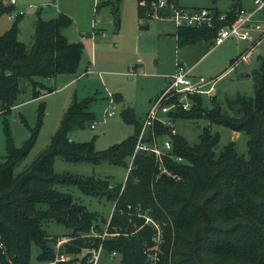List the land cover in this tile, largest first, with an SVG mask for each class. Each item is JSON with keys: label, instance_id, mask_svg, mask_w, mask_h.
<instances>
[{"label": "trees", "instance_id": "trees-1", "mask_svg": "<svg viewBox=\"0 0 264 264\" xmlns=\"http://www.w3.org/2000/svg\"><path fill=\"white\" fill-rule=\"evenodd\" d=\"M120 3L121 0H105L95 5V11L109 6L115 29L120 27ZM171 6L184 7L178 0H164L162 5L158 0H137L138 27L148 29L149 20L168 16ZM241 6L240 0H229L224 10L227 22ZM14 8V4L0 0V14H9ZM207 8L220 11L215 6ZM21 16L16 14L15 21L0 34V105L4 113L16 105L21 80L31 84L33 97L54 91L50 79L76 73L84 48L81 40L69 41L60 31L72 22L64 12L49 19L38 15L33 42L27 46L17 38V20ZM103 32L93 24L89 34L97 37ZM87 34L80 33L81 37ZM173 35L176 48L197 44L206 47V53L215 46L216 27L177 26ZM243 51L230 59L228 67ZM259 57L261 67L252 71L253 96L238 94L227 99L238 115H225L214 100L211 107L202 106L200 94L189 95V108L177 107L167 114L172 122L176 118L203 117L210 124L243 131L247 135V157L236 151L233 141L217 151L219 134L212 132L210 125L203 126L193 144L177 132L171 133L159 120L145 131L142 139L147 143L153 134L156 138L169 135L172 157L163 155L162 162L179 178L159 173L151 150H135L146 112L138 118L130 106L123 107L120 115L133 125V132L121 141L95 149L94 137L88 141L69 138L71 129L96 121L95 112L89 109L96 94L74 98L47 146L30 165L16 173L15 165L32 147L43 122L41 103L30 136L16 147L7 135L6 153L0 156V264L33 263L32 245L38 247L36 263L46 264L54 258L60 238L66 240L59 251L69 258L48 264H88L86 255L80 258V254L99 244L108 264H148L143 248L150 243L154 230L143 224L146 216L156 220L163 230L159 264H264V58ZM111 94L116 105L122 101L119 92ZM104 99L106 102L107 92ZM56 155L73 162L122 165L127 174L123 181L112 185L108 178L57 173L53 169ZM175 156H181V161L174 160ZM57 185H75L89 196H104L112 200L113 209L104 219ZM47 221L63 225L66 232H47L43 226ZM107 222V231L117 234L101 238ZM112 251L116 254L109 257Z\"/></svg>", "mask_w": 264, "mask_h": 264}, {"label": "rangeland", "instance_id": "rangeland-1", "mask_svg": "<svg viewBox=\"0 0 264 264\" xmlns=\"http://www.w3.org/2000/svg\"><path fill=\"white\" fill-rule=\"evenodd\" d=\"M95 1L105 0H17L14 11L22 15L17 20V38L20 41L27 46L31 45L34 39V22L38 15L42 19H49L63 11L72 18V22L62 27L60 31L65 33L69 41L81 40L84 48L75 75L68 73L58 75L57 78L49 81L50 84H54V91L37 97H33L31 84L27 80H21V91L17 96L16 105L12 106L9 112H0V156H4L7 135L14 146L22 145L30 136L31 129L37 124L39 106L41 103L44 104L43 122L32 147L15 165L16 173L30 165L47 146L50 136L57 130L63 113L74 98L81 99L96 94V98L89 104V109L96 114V122L93 128L88 123L82 128L71 129L68 132L69 138L88 141L94 137V148L104 149L133 132V125L121 118L120 111L123 107L130 106L137 117L143 116L144 111L150 106L149 99L155 97V94L164 88V75L174 71L175 62L178 60L184 62L186 66H191L206 51L203 45L194 44L176 48L174 36L161 32L169 26L170 28L174 26L171 17L156 19L150 22L148 30H139L137 0H121L119 29L114 28L107 6L95 11ZM228 2L229 0H178L180 5L187 7L217 5L219 8H225ZM251 3L252 0H241L244 7L251 6ZM14 21L8 13L0 14V34L4 33ZM94 23L96 27L104 29L98 38L89 34ZM79 33L88 34L80 38ZM248 44L247 41L226 39L211 47L209 52L193 65L194 75L202 76L204 80L213 83L214 89L211 94H200L202 106L209 108L214 100L222 113L236 116L238 112L235 106L230 107L227 99L235 98L238 94L253 96L255 74L252 71L261 67V60H257L252 55L254 48L248 61L228 67L229 58L243 45ZM136 62L138 65L134 66ZM91 65L94 70L83 73L84 68ZM130 71L135 73L129 74ZM249 71L253 74L246 76L245 72ZM107 91L120 92L122 101L117 102L115 113L103 121L101 113L106 106L103 96ZM157 116L159 119H166V114L160 111ZM208 125L212 132L219 134L217 151L233 141L236 151L245 157L248 156L247 135L243 131L236 132L221 124H210L203 117L173 120L175 131L189 144L196 143L201 129ZM53 169L57 173L108 178L112 185L123 181L127 174L126 167L122 165L105 161L98 164L87 161L73 162L57 155L53 160ZM57 188L71 193L76 200L85 204L90 210L96 211L104 219H107L113 209L112 200L104 196L84 194L75 185H57ZM43 226L52 234L66 232L63 225L54 221H47ZM37 252L38 247L32 245L33 263L31 264L36 263ZM116 261L115 259L113 262Z\"/></svg>", "mask_w": 264, "mask_h": 264}, {"label": "built area", "instance_id": "built-area-1", "mask_svg": "<svg viewBox=\"0 0 264 264\" xmlns=\"http://www.w3.org/2000/svg\"><path fill=\"white\" fill-rule=\"evenodd\" d=\"M8 1L16 5L17 0H3ZM159 5L164 3V0H158ZM16 14H21L20 12H15L14 10L10 12L9 17H14ZM172 18L176 26H194V27H216V35L214 39V44H220L224 40L229 38H234L237 40L247 41L249 44L245 50L240 54V56L235 60L232 66L248 61L251 55V50L254 45L264 36V0H252L251 7L241 6L235 12L233 19L227 22V14L223 11H218L217 13L207 7H173L171 6L170 14L168 15ZM134 67V66H133ZM94 70L91 65L88 67V72ZM135 71H130L129 74H134ZM207 87L206 89H203ZM213 83L204 80L202 76L194 75L191 72V67L186 66L184 62L177 61L175 70L167 75V84L165 88L150 100V106L146 111L143 118L140 132L138 134V140L135 150L138 149H149L151 150L157 161V166L159 173L165 172L168 175H172L175 178H179L175 174H172L163 165L162 159L163 155L172 157L170 151L172 149V142L169 135H164L157 137L153 134V139L150 143L145 142L142 137L149 126H152L154 120H159L164 126L170 128L171 133H176L173 126V122L167 117V114L176 110L177 107L187 109L190 107V94H211L213 91ZM171 97H175L173 101H169ZM115 100L111 92L107 91L106 106L104 107L101 116L102 120L115 113ZM166 114V119H159L158 112ZM1 112V110H0ZM94 121L90 126L93 128L95 126ZM176 161H181V156L173 157ZM139 216H142L138 213ZM109 222V220H108ZM108 222L104 228L101 238L106 235H114L117 232H108ZM143 224L151 225L153 228V234L150 237V243L143 248V253L146 256L148 264H159L160 254L162 252L161 244L163 243V230L160 224L153 220L152 218L146 216L144 217ZM66 240V238H60L56 242V253L53 260L48 261L52 263L55 261H64L69 258L68 254L59 251V246ZM87 257L88 264H108L103 255L102 244H99L97 248H89L83 253ZM116 253L111 252L109 257H113ZM46 263V264H48ZM39 264V263H35ZM45 264V263H42Z\"/></svg>", "mask_w": 264, "mask_h": 264}, {"label": "crops", "instance_id": "crops-1", "mask_svg": "<svg viewBox=\"0 0 264 264\" xmlns=\"http://www.w3.org/2000/svg\"><path fill=\"white\" fill-rule=\"evenodd\" d=\"M96 3H95V5L97 4V3H99V1H95ZM240 2H241V0H240ZM228 4H229V2H228ZM228 4H227V6H228ZM105 6H107V5H105ZM227 6L225 7V8H219L217 5H215V7L218 9V10H221V11H223V10H225L226 8H227ZM244 6V5H243ZM251 6H252V3H251ZM251 6H248V7H251ZM101 7H103V6H101ZM100 7V8H101ZM108 7V9H109V6H107ZM136 7H137V2H136ZM184 7H187V6H184ZM190 7H195V6H190ZM205 7H214V6H205ZM246 7V6H245ZM120 8H121V5H120ZM110 10V9H109ZM98 11V10H97ZM121 11V10H120ZM63 12V11H62ZM65 13V12H64ZM136 13H137V10H136ZM163 17H169V16H153L150 20H149V28H150V22H152V21H154V20H156V19H161V18H163ZM111 18V17H110ZM164 19V18H163ZM137 20H138V17H137ZM171 21L173 22V27L172 28H170V26H169V28L168 29H164V30H162L161 32L162 33H165V34H169V35H172V36H174L173 35V33L175 32V29H176V24L174 23V21L172 20V18H171ZM139 20H138V24H139ZM96 23H94V25H95ZM96 26V25H95ZM98 28V27H97ZM148 28V29H149ZM148 29H140L139 28V30H141V31H143V30H148ZM171 30V31H170ZM63 34H65V33H63ZM80 34V33H79ZM80 38H82L81 37V35H80ZM95 38H98V36L97 37H95ZM175 38V37H174ZM68 39V38H67ZM229 39H231V40H237V39H234V38H229ZM229 39H227V40H229ZM194 45H197V44H194ZM247 47V45H243L240 49H239V51L235 54V55H237L238 53H240V51L241 50H243L244 48H246ZM209 52V51H208ZM208 52H203L201 55H200V57H198L196 60H195V63L196 62H198L203 56H205ZM235 55H233V56H231L230 58H229V62H230V59L231 58H233ZM252 55H254L255 56V58L257 59V60H259L260 61V57L259 56H261V57H263L264 58V36H262L261 38H260V40L254 45V51H253V54ZM178 61V60H177ZM176 61V62H177ZM176 62H175V65H176ZM195 63L193 64V65H195ZM250 63V62H249ZM136 65H138V62H136V64L134 65V66H136ZM193 65H191V66H189V67H191V72L193 71ZM247 65H249V64H247ZM86 68H87V66L84 68V72L83 73H88L87 71H86ZM249 69H251V68H249ZM246 70V69H245ZM172 73V72H171ZM170 73V74H171ZM76 73H72V74H68V75H75ZM60 75V74H59ZM167 75H169V73L168 74H165L164 75V79H165V85H166V83H167ZM245 75L246 76H250L251 75V71H249V72H245ZM58 77V75L57 76H55L54 78H57ZM50 80H52V79H50ZM165 87V86H164ZM162 90V89H161ZM160 90V91H161ZM159 91V92H160ZM158 92V93H159ZM120 93V92H119ZM158 93H156L155 94V96L158 94ZM121 94V93H120ZM104 95H106V93L104 94ZM122 95V94H121ZM103 98H104V96H103ZM150 100H151V98L149 99V103H150ZM149 107V106H148ZM148 107H147V109H148ZM147 109L144 111V113H143V116H144V114H145V112L147 111ZM143 116H141V117H138V118H142ZM237 133H235V135H236Z\"/></svg>", "mask_w": 264, "mask_h": 264}]
</instances>
